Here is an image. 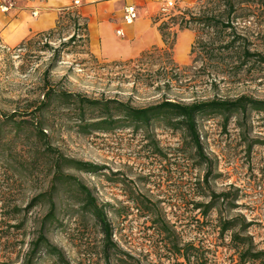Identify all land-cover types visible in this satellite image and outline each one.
<instances>
[{"label":"rangeland","instance_id":"374dc122","mask_svg":"<svg viewBox=\"0 0 264 264\" xmlns=\"http://www.w3.org/2000/svg\"><path fill=\"white\" fill-rule=\"evenodd\" d=\"M32 1L37 0H0V11L27 9L34 16L37 11ZM197 1H179L178 5L184 11ZM70 8L78 11L77 7ZM152 21L158 27L170 17L157 12ZM168 26L175 32L171 61L162 52L138 63L129 62L137 56L108 60L93 55L79 36L75 43L63 46L71 29L35 36L30 46L21 48L20 43L8 46L0 40V264L23 261L47 211L46 205H30L36 194L49 187L51 174L44 167V159L37 156L42 143L35 136V120L30 115H19L41 93L43 85L88 97L115 98L140 107L165 97L193 95L230 99L246 95L264 100V67L244 68L235 75L222 73L215 78V88L202 61L192 63L190 49L195 31L179 30L174 22ZM187 30L192 37L188 42L182 39L185 43L177 56L178 38ZM250 31L254 46L264 50L260 46L263 15L258 16ZM45 43L52 49L43 48ZM163 65L169 76L182 71L184 77L173 76L169 88L158 89V81L149 82L162 76L153 72L162 71ZM43 122L53 148L65 157L98 166L94 173L65 168L64 174L86 184L98 203L105 206L112 240L122 252L118 256H127L130 264H259L241 263L239 252L244 243L264 251L263 112L247 110L226 122L221 115L199 118L203 157L180 131L158 124L147 131L121 126L109 132L83 133L74 115L54 105ZM220 193L226 194L224 199L215 201L204 214L211 196ZM54 199L58 220L47 232L50 241L63 250L70 264H106L98 224L70 200L67 187H58ZM234 217L250 224L240 233L246 238L244 242L232 238L240 231L239 221L234 230H220L223 218ZM163 223L168 230H164ZM184 245H188L189 261L177 253ZM114 258L110 264L116 263ZM31 264L60 263L41 252L35 253Z\"/></svg>","mask_w":264,"mask_h":264},{"label":"trees","instance_id":"16d2710c","mask_svg":"<svg viewBox=\"0 0 264 264\" xmlns=\"http://www.w3.org/2000/svg\"><path fill=\"white\" fill-rule=\"evenodd\" d=\"M262 15L264 16V0H198L191 9H186L181 14L171 16L170 21H165L158 26L164 44L162 48L158 49L152 46L129 62H141L144 58L157 52H162L171 61L170 52L174 44L175 32L169 31L168 24L174 22V24L177 23L179 30L191 29L195 31V39L190 49V53L194 55L192 63L194 64L200 59L202 68L212 77L211 86L217 88L215 78L222 73L232 72L235 75L244 68L250 69L258 65L264 67V50L256 48L250 37L253 33V31H250L251 27L255 25L258 16ZM63 29L72 30L67 40L62 43L63 46L75 43L77 41L76 37L79 36L81 42L88 47L87 19L70 7L64 8L59 14L55 27L30 35L18 47L30 46L35 41V36H50L61 32ZM260 46L264 47V38H262ZM45 47L52 49L48 43L44 44L43 48ZM55 55L54 53L53 57ZM160 69L162 71L157 69L153 74H161L162 76L149 82V84H152L158 81L160 83V86H157L158 89L162 87L169 88L173 76L184 77L182 71L174 72L169 76V72L164 65ZM51 105H54V107L62 106L68 115H74L78 121L80 131L83 133H91L92 131L109 132L121 126L131 127L136 131H147L154 124L180 131L199 157H203L198 130L199 118L221 115L224 122H226L229 117L238 114L244 115L247 110L264 113V100L246 95L233 99L194 95L178 98L165 97L157 103L140 107L115 98L88 97L79 92L53 87L48 88L43 85L41 93L30 102L29 108L19 114L30 115L35 120V136L42 143L37 156L44 159V167L51 174L49 187L40 191L31 200L30 205H46L47 211L40 219L37 236L33 241L31 251L20 264H31L35 253L41 252L52 255L60 264H70L63 250L51 242L47 235L50 227L58 220V207L54 199L58 187H67L70 200L79 207L83 215L93 218L100 227L102 234L101 252L105 263L110 264L111 258L115 257V264H130L127 256H118L122 252L112 240L111 224L107 218L105 206L98 203L93 190L86 184L73 175L64 174L65 168L94 173L98 170V166L91 162L65 157L53 148L47 140L48 133L43 120ZM225 196L224 193L213 194L211 200L204 206V214L209 208L213 207L215 201L223 200ZM195 206L200 208L202 204H195ZM237 221L240 222L238 229L240 231L235 232L232 238L238 242H244L246 238L242 237L240 233L250 226L244 219L240 218L238 220L237 217L223 218L220 223V230L222 233L227 230H234L238 225ZM162 227H164V230H168L166 224ZM177 253L186 261H189L188 245L177 249ZM239 254L241 263L255 261L264 264L263 250H253L250 245L246 246L244 243Z\"/></svg>","mask_w":264,"mask_h":264},{"label":"crops","instance_id":"0c3cea01","mask_svg":"<svg viewBox=\"0 0 264 264\" xmlns=\"http://www.w3.org/2000/svg\"><path fill=\"white\" fill-rule=\"evenodd\" d=\"M182 4H191L195 0H177ZM37 12L31 15L27 9L0 11V40L15 46L31 34L52 28L60 9L77 7L78 12L87 19L89 50L108 60H124L138 56L152 46H164L153 16L159 12L156 0H72L32 1ZM74 5V6H73ZM132 5L137 18L130 24L122 19L123 7ZM183 35V36H182ZM187 42L192 37L189 30L181 33ZM178 38V39H179Z\"/></svg>","mask_w":264,"mask_h":264},{"label":"built area","instance_id":"2783aa9c","mask_svg":"<svg viewBox=\"0 0 264 264\" xmlns=\"http://www.w3.org/2000/svg\"><path fill=\"white\" fill-rule=\"evenodd\" d=\"M159 4V12L163 16L171 17L181 14L183 8L178 5L177 0H156ZM74 5L79 3V0H72ZM7 9V7H3ZM36 15V14H35ZM137 18L136 9L132 5H125L123 7L122 19L125 23L130 24Z\"/></svg>","mask_w":264,"mask_h":264},{"label":"bare ground","instance_id":"6f19581e","mask_svg":"<svg viewBox=\"0 0 264 264\" xmlns=\"http://www.w3.org/2000/svg\"><path fill=\"white\" fill-rule=\"evenodd\" d=\"M179 41H178V44H177V46H176V49H177V56H179V51H180V48L182 47L183 48V46H184V43H183V40H182V36H181V38L180 39H178ZM187 40V39H186ZM183 50V49H182Z\"/></svg>","mask_w":264,"mask_h":264}]
</instances>
